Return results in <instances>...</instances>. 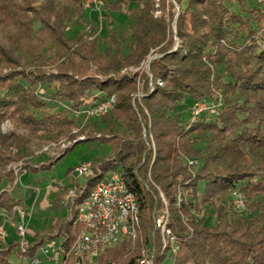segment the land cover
I'll use <instances>...</instances> for the list:
<instances>
[{
    "label": "trees",
    "instance_id": "trees-1",
    "mask_svg": "<svg viewBox=\"0 0 264 264\" xmlns=\"http://www.w3.org/2000/svg\"><path fill=\"white\" fill-rule=\"evenodd\" d=\"M83 1L0 0V124L9 119L27 130L0 129V210L10 211L25 197L22 189L15 194L10 160L26 156L34 140L75 138L70 130L82 123L75 111L113 100L105 115L85 121L97 132L63 152L80 141L100 151L90 159L92 173L73 184V200L63 202L68 186L55 194L52 206L63 204L66 215L22 246L14 235L0 238V264H32L42 245L57 238L64 253L79 230L76 204L111 169L136 198L140 237L99 249L94 264H140L142 244L154 247L152 264H264V0L256 6L174 0L177 10L166 0L157 6L155 0H103L99 18L89 21L82 19ZM110 11L131 22L121 25ZM103 19L109 24L100 36ZM82 21L88 30L67 36L70 25ZM155 47L149 73L121 72L138 67ZM137 76L139 101L133 97ZM215 92L222 100L217 113L191 121V104ZM52 163H27L24 172ZM234 189L243 195L241 212L230 204ZM165 207L178 239L175 253L161 249L153 228Z\"/></svg>",
    "mask_w": 264,
    "mask_h": 264
},
{
    "label": "built area",
    "instance_id": "built-area-1",
    "mask_svg": "<svg viewBox=\"0 0 264 264\" xmlns=\"http://www.w3.org/2000/svg\"><path fill=\"white\" fill-rule=\"evenodd\" d=\"M84 7H89L101 12L103 0H84ZM174 29V25L172 26ZM176 38V37H175ZM149 73V72H147ZM161 84V81H158ZM138 98L140 97L137 94ZM221 96H213L194 101L190 106V117L193 121L203 112L216 114L221 106ZM113 105L112 98H104L80 111H75V116H81L82 122L89 118L107 112ZM193 164L192 160L188 161ZM81 177L91 174L90 160H82L74 166ZM71 191L70 200L75 197L76 186L69 187ZM162 195V194H161ZM180 196L177 197L176 204H179ZM230 204L237 211L245 209L243 195L237 189L231 191ZM18 208L17 205L13 207ZM76 221L79 230L74 237L70 247L63 253V249L57 239L47 241L42 245L45 257L51 258L55 264H94L99 249H105L117 244L123 237L134 242L140 237V217L138 204L134 194L129 190L125 181L117 169L107 171L99 179L89 193L75 206ZM17 211V210H16ZM21 216L23 210L17 211ZM202 212L195 213L200 217ZM169 214L165 207L164 211L154 217L153 228L158 232L159 244L162 250L175 253L178 248L177 236L168 226ZM0 224V238H4L5 229ZM18 235H22L20 245L26 243L25 227L23 224L17 226ZM154 232L151 233V236ZM154 247L151 244H142L139 251L138 262L140 264H152ZM38 261L35 258L32 262Z\"/></svg>",
    "mask_w": 264,
    "mask_h": 264
},
{
    "label": "rangeland",
    "instance_id": "rangeland-1",
    "mask_svg": "<svg viewBox=\"0 0 264 264\" xmlns=\"http://www.w3.org/2000/svg\"><path fill=\"white\" fill-rule=\"evenodd\" d=\"M170 1L173 3L175 10L178 9L174 0H166L165 2ZM250 6H256L258 4L257 0H245ZM161 0H155V6H157ZM130 6H133L131 4ZM232 9L236 7L231 5ZM155 14L159 13V10L154 12ZM103 14H105L103 12ZM110 15L116 21H118L121 25L129 24L131 20L122 12L110 11ZM98 12L95 9L89 7H83L82 9V19L84 21H89L90 19H98ZM82 21V24H72L67 30V36H72L77 30L86 26L83 30H88V24ZM85 24V25H84ZM107 23L105 19H103V26L100 31V36H104L107 32ZM39 25L37 23L34 24V28H37ZM118 28V26H117ZM172 29V28H171ZM175 29H172L174 32ZM118 34L122 32V28L118 29ZM177 41V38H175ZM175 41L174 46L177 44ZM103 45H100L102 47ZM158 47L150 49L149 53L146 55L144 61L135 68H123L121 72H129L134 73L138 71V75L147 74L149 72V63L156 56ZM128 49L126 46L123 47V51L126 52ZM136 92L134 94V98L139 101L137 94L141 96L142 92V81L139 79V76L136 78ZM153 83L148 84V89L151 91L153 89ZM220 95L218 92H215L214 96ZM186 104L191 103V99H187ZM112 108V107H111ZM110 108V109H111ZM108 112V111H107ZM107 112L94 116L92 119H97ZM184 117H188L189 113L184 112ZM87 122H82L80 125L73 126L70 130V134L74 135L75 138H69L67 136H59L55 139L45 138L40 139L39 141L34 140L29 144L28 149L29 153L26 156L21 158H16L10 160L6 166L7 169H11L13 174L17 176L18 186L15 188V194L17 195V190H23L24 198H21V202L18 203L16 209H11L10 211L4 212L0 210V224L4 226L5 236L11 237L16 236V239H22V235H18L17 226L19 224H23L25 227V239L29 242L33 240V234L44 227H48L54 217L66 215L67 211L65 206L59 205L57 207L52 206V202L56 197L55 194L57 192L63 193V186L73 187V184L78 183L82 184L84 182L85 177H81L78 175L77 171L74 170V166L82 160H90L96 155L100 154L98 150L99 147H96L95 143L93 146H90L87 141H80L73 145L69 150H67L64 154V150L71 145V143L76 140H83L86 134H92L97 132L96 127L93 125V128H88L86 126ZM0 129L3 133L7 131H16L18 133H27L26 129L21 127H16L12 121L9 119L3 120L0 124ZM87 132V133H86ZM104 145L101 146L103 148ZM104 153V152H102ZM101 153V154H102ZM63 154V155H62ZM48 160H52V164L49 168L40 169L38 171L24 172L26 169V164L37 165L42 162H46ZM6 184V182H4ZM75 186V185H74ZM77 187V186H76ZM199 191L203 189V182H200L198 185ZM71 196V191L68 188L63 195L64 201L69 200ZM161 196V195H160ZM162 200L165 202L164 197ZM23 210L24 215L21 216L17 211ZM17 210V211H16ZM8 233V234H7ZM3 239V238H2ZM57 241H60V238H57ZM45 257V254L40 248L36 255L30 259L33 261L35 258L38 259L36 263L32 264H55V261L51 258ZM15 259V258H14Z\"/></svg>",
    "mask_w": 264,
    "mask_h": 264
}]
</instances>
